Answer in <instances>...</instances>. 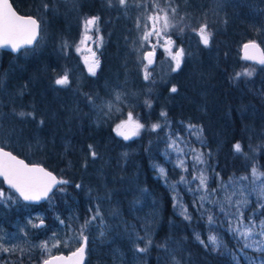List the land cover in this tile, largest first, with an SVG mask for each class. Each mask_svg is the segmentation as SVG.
Here are the masks:
<instances>
[{"label": "trees", "instance_id": "1", "mask_svg": "<svg viewBox=\"0 0 264 264\" xmlns=\"http://www.w3.org/2000/svg\"><path fill=\"white\" fill-rule=\"evenodd\" d=\"M11 1L21 13L40 12L43 27H47L55 36V45L53 51H49L54 55L52 63L46 59L47 50L36 47L37 42L34 47L25 49L36 50L28 58L29 60L15 63L10 70L11 65L4 67L8 71L5 75V88L9 91V95L3 98L0 114L2 110L8 114L14 107L17 111L32 110L35 116V119L28 117L21 120L14 115V122L11 115L2 119L3 125L10 130L9 134H12V131L16 134L11 135L12 144L6 147L28 161L42 163L57 172L58 168L65 166L58 150L59 147L62 148V139H70L74 150L88 151L89 145L93 147L99 145L98 139L103 138L101 131L105 136L109 135L107 129H96L92 124L93 111L83 100L85 94L103 90L105 85L113 83L116 78H125L123 67L118 63L121 55L118 50L121 47L118 46L121 44L120 34L125 30L124 23L120 16L110 11L104 0L102 4L100 1L91 4V0H25L23 5L19 0ZM225 6L227 16H221L215 21H229L225 33L222 34V37L226 35L230 42L225 50L226 58L219 54V61L213 62L204 53L200 55L205 58L204 61H195L193 57L187 58L179 70L170 75L160 95L152 98L149 122L161 120L169 123L187 139L197 143L190 145L185 156L184 160L188 168L186 173L175 167L178 163L177 157L171 160L168 151L163 150V144L156 143L151 136L149 126H145L143 138H135L131 144L112 141L107 143L104 150L106 158L109 159L103 165V169L104 179L109 186L102 187L103 176L101 178L89 173L88 169L82 170V167L77 165L76 162L87 163L86 159L76 161L74 157L78 153H70V160L74 163L73 170L77 171L79 168L82 171L75 172L76 176L70 178L71 186H67L64 192L61 201L64 216L65 212L70 211L77 213L81 218L86 216L87 208L93 206L91 198L95 191L107 197L110 205L113 204L114 210L119 213L118 223L119 226L122 225L123 230L127 228L130 220V204L128 205L127 201H130L131 196L135 194L133 191L138 183L149 187L156 196L157 231L149 248V264H163L162 254L164 252L166 255L165 250L173 239H180L193 254H196L199 264H264V251L244 249L245 254L238 251L242 247L241 243L235 239L226 223L224 226L222 220L219 221L222 225L223 244L228 250L223 249L222 255L199 245L192 239L191 233L189 238H185L191 227L203 222L205 216L200 214L203 209L199 208L198 203L194 204L199 193L188 191L187 185L183 184L177 185L175 190L172 188L181 175H185L188 179L192 176L194 161L190 150L193 148L204 154V168L209 176L210 188H217L221 182L227 183L229 178L236 180L240 176H250L253 164L264 172V69L255 68L250 77L241 76L235 79V72L231 68L233 63L237 66L244 64L253 68L259 64L243 60L240 50L234 48L236 29H239L238 20H235L234 15L229 11V9L233 10L231 5ZM101 8L106 9V16L103 15ZM90 15L102 16L100 21L106 37L105 44L99 52L97 72L94 76L85 77L80 84H76L73 79L69 86L55 85V73L65 68L69 69L75 61L71 59L72 52L68 54L66 44L70 46L76 44L82 32V20ZM229 52L230 61H228ZM57 56L63 60V65L57 64ZM135 81L136 83L133 81L127 85L135 84V91L138 93L147 91V85L142 79L136 78ZM173 87L177 89L174 93L171 92ZM21 91L23 95L19 94ZM161 112L167 113V116L162 117ZM40 120L44 123L40 124ZM189 125L202 129V132L197 133L200 141H196L197 135L189 134ZM68 128H70L69 133ZM25 140L31 141L30 144L24 143ZM237 142L242 145L243 154L234 152L233 145ZM50 149L53 153L49 151ZM31 150L36 152L32 154ZM31 155L35 157L32 159ZM154 165L163 166L166 176L158 173L156 177L157 168ZM77 184H80L79 188L75 187ZM174 197H177L188 209L190 220L183 219L179 215L178 211L181 210L179 207L174 208L173 205L176 203ZM192 198L195 200L193 201ZM42 204H26V207L30 210L42 206L44 208L46 205ZM17 207L18 204L15 205L16 209ZM20 208L24 210L25 206L21 204ZM122 209L126 213L125 220H122ZM246 212L252 213L250 216H254L258 221L264 219V208L259 207L255 199L249 202ZM246 215L248 218L249 214ZM12 216L15 218L18 215ZM169 219H172L173 223ZM51 225L52 221L47 218L45 229L49 230ZM121 231L116 232L111 228L110 235L115 233L114 236H120ZM112 242L110 239L107 246L110 247ZM154 249L158 252L155 253ZM229 252L232 254L230 255Z\"/></svg>", "mask_w": 264, "mask_h": 264}, {"label": "rangeland", "instance_id": "2", "mask_svg": "<svg viewBox=\"0 0 264 264\" xmlns=\"http://www.w3.org/2000/svg\"><path fill=\"white\" fill-rule=\"evenodd\" d=\"M97 1H100L101 4L103 2V0H91V4H95ZM19 2L21 5H23L26 1L19 0ZM104 2L108 6L107 0H104ZM155 2L156 0H131V3L126 9L110 7L111 12H115L116 16L121 17V21L124 23L125 27L124 33L120 34L121 44L118 46L121 47L118 49L119 54L121 53L118 63L119 66L121 65L123 67L125 78H116L113 83L105 85L103 90H98L93 94L88 93V95H91L95 99V104L97 107L89 104L86 96L83 100L86 104H89L93 111L92 124L96 129H107L109 131V135L105 136L103 131H101L103 138L98 139V142H100L97 147H92V150L97 153L95 158L91 156L90 149L88 151H82L80 149L74 150L72 149L70 139L61 140L62 148L59 147L58 150L60 151L61 158L64 159L63 161L65 162V166L64 168L62 167L61 171H66L65 174L61 175V177L63 180H67L69 183L63 184V186L61 185L62 187L59 186L58 188H63L64 190L58 191L57 188L55 193H53L50 198L42 204L46 205L44 208L35 210L31 208V212L28 213L24 218L20 220H14L13 230H6L0 226V238H2V246L10 249L8 252H4L2 249H0V260L2 261V264H16L15 262L24 264H40L45 257L52 253L74 249L84 240L85 237L89 242L88 260L86 264H93L91 260V251L93 249L92 242L95 237L102 238L106 244L110 239L113 241L109 249V251H113L112 260L109 264H148L147 260H149L150 246L147 247V255L145 252H137L135 250L137 244L139 247L143 248L146 245V240L137 241L135 234H138L140 237H145V229H148L147 235L150 236L151 241L153 242V237L157 231L158 201L156 200V196L151 192V189L138 183L133 191L135 194L131 196L130 201H127L128 205L130 204L129 225H127V228H123L120 236H114V234L111 236V228L106 221L105 209L107 207H113V204L110 205L107 197L101 196L100 193L93 191L91 198L93 206L87 208L86 216L81 218L77 213L72 211L65 212V216L63 215V203L61 201L63 200L64 192L68 188L67 186H71L70 178H74L76 176L75 172H81L82 170L88 169L89 173H94L101 178L103 176L102 187L109 186L107 180L104 179L105 170L103 169V165L106 164L108 162L107 159H109L106 158L104 148L106 147L107 143L111 141L113 143L120 144H124L125 142L126 145H128L131 144L132 140L135 138L142 139L144 132L146 131L145 126H149L151 128V125L153 124L159 123L161 125V127L157 130H151V136L156 141V143L163 144V150L168 151L171 156V160L178 156L176 149L169 147L171 140L176 139L177 136L182 138L181 140L177 141V146L184 149L186 155L190 149V145L197 144L195 141L187 139L185 136L179 133L178 129H174L169 123H164L161 120H152L149 122V119L151 118L150 113L152 111V107L148 108L144 101L146 99H150L152 103V98L154 96L156 97L157 95H160V91L168 82L170 75L177 71L172 70L175 67V62L171 60L168 52L165 51L166 45L164 42L168 36H170L171 39L175 41V46L183 47L185 50V56L181 66L187 58H190L195 54L201 55V53H204L208 59L211 58L213 62H218L219 54L226 58L225 50L230 45L226 35L224 38L222 37V34L225 33V30L227 29V25H229V21L215 20L219 17L221 18V16L226 17L227 7L225 5H231L233 10L231 11L229 9V11L234 15L235 20H238L239 25V29H236L234 48H238L240 50L241 45L245 41L249 40H256L264 47V0H167V2L171 3L172 7L177 9L176 16H170L172 23L176 24L177 28H170L167 36L157 38L153 35L149 38V41L145 42L141 40V37L144 31L150 30L152 28V21L148 20V16L154 14V10L151 5ZM159 2L161 7H164L166 0H159ZM136 3H140L142 6L137 8L135 6ZM240 8L243 10H240ZM102 10L103 15L105 14L106 16V9ZM39 13L40 12L37 11L32 15H35L40 19ZM94 16L99 17L97 25L92 26L91 30L87 32V34L90 35L92 39L86 40L82 43V39L86 32L85 21ZM101 17L102 16L100 15H90L83 18L81 23L82 32L76 44L72 46L66 44L68 54H71L72 52L71 59H74L75 61L69 67V69L65 68L61 72H56L54 80L58 75H62L65 71L68 72L69 77V84L67 86L72 83L73 79H75L76 84H80L83 82L85 77L93 76L91 73H89L88 67L95 59L99 60V52L102 49V46L105 44L106 38L102 29V23L100 21ZM138 19L141 24L139 29L137 28ZM204 23H207L208 30L212 33L208 46L203 45L199 36L194 31H192V29L198 30L199 27ZM144 25H147V29H145ZM97 26L99 28L98 33L96 31ZM180 26H186L183 33L178 31ZM41 27V39L38 41L36 47L46 49V59L52 63L54 60V55L49 51H53L52 48H54L55 45V36L49 32L47 27L44 28L43 24H41ZM235 27H237V25H235ZM98 36L103 38L102 41H97ZM97 43H99V47H97ZM154 46L157 54L153 58V63L148 65V71L151 75L148 80H145L144 66L147 65L148 62L144 59V54L147 50H153ZM175 46L172 47L173 52L176 50ZM58 47H60V45H58ZM77 49H79V51ZM35 51L36 50L24 49L18 54H12L9 51L0 49V110L2 109L4 96L9 95V91L5 88V75L8 71L4 67L11 65L9 67L10 70V68L14 67L15 63H24L25 61L29 60L28 58H30ZM93 53H95V57L93 56ZM230 60L231 54L229 52L228 61ZM63 63V60L57 56V64L61 66ZM258 67L264 69V65H256V67L253 68L244 64L237 66L236 63H233L231 66L235 74L243 72L246 68L249 70H254ZM97 69L98 67L96 68V72ZM136 78H138V80L142 79V81L146 83V92L138 93L135 91V84L127 85V83L133 81L136 83ZM117 93L121 95L120 101L115 100V95ZM108 101H111L113 104L112 110L110 112L108 111L107 107L103 106ZM13 110L14 107L8 114H5L4 110H2L0 114V144L5 147L12 144L10 137L15 133L11 130L12 134H9L10 130L6 128L5 125H3L2 119L7 117V115H11L12 121L14 122L15 113ZM15 112L19 111L15 110ZM28 112H32V110H29ZM129 113L132 114V122L120 130L130 135L135 122L143 124L144 128L139 129L137 135H130V138L125 140L122 135L117 134V126L128 121ZM17 117L20 118L19 116ZM69 132L70 128H68V133ZM196 141H200V139L198 140L196 138ZM30 142L31 141L29 140L24 141V143L27 145H29ZM34 144H36V142H34ZM40 151L43 152L42 149H40ZM49 151L53 153L51 149ZM75 152L78 153L74 157L76 161L80 159L87 160V163L84 164H79V162H76L78 166L82 167V170L79 168H77V171L73 170L74 163L72 160H70V153ZM186 155H183L180 158L185 159ZM204 166L205 164H200L197 165V168L205 170ZM159 167L164 168L163 166ZM158 173L160 172L157 168V173H155L156 177L158 176ZM197 174L198 173L193 170L192 176ZM205 174L208 177L209 187V176L206 170ZM192 176L189 180H191ZM198 183L199 181H193L191 187L195 188ZM236 187H242L245 189V193L248 195L249 202L255 199L258 205L259 203H264V200H260L258 197L259 182L253 184L250 178L247 181L240 182L236 185ZM0 188L5 191L6 195L12 196V200H3L0 201V203L16 205L21 202L20 198L13 190L3 185L1 179ZM211 189L212 188L209 187V190ZM104 191H106L105 188ZM192 199L193 201L195 200L194 198ZM204 204V209L210 210V213L214 216L216 223L214 225H209L207 219L209 212H204L203 210L200 212V214L204 212L203 215L205 216V219L203 222L191 227V231L186 233L187 235L185 238H189V233H191L192 239L198 242L199 245H202L195 239V234H199L205 243H207L208 236L210 234H215L223 242V232L221 230L222 225L219 220L224 221V226L226 223V226L229 227L228 223L226 222V217L219 211V207L216 204L207 202ZM20 205L21 204H18L19 207ZM97 207L100 209L101 216L103 217V223H101L100 219H97L87 229H85L81 235L79 230L80 225L84 223L85 219L89 218L95 213ZM137 208H140L141 212ZM89 209L92 211L90 212ZM226 211L234 212L235 209L226 208ZM242 211L244 213L245 222H247L249 217H253L250 216L252 213L246 212V207L242 208ZM122 212L124 213V209H122ZM178 213L181 215V210H179ZM246 214H249L248 218L246 217ZM181 217L184 219L183 215H181ZM47 218L52 221V225L49 230H46L45 227L43 229L33 227L34 224L37 225V222L40 219L47 220ZM61 220L64 222L63 224L60 223ZM169 221L173 223L172 219H169ZM256 221L257 223L259 222L258 220ZM36 230L37 232H35ZM39 230L41 232H45V236L38 237V233H41ZM102 231L104 232L103 236L100 234ZM124 234L126 235L125 239H123ZM257 239H259V237H257ZM45 243L47 244V248L41 247V245ZM170 244L165 250L166 255L164 252L162 254L163 264H177V262L178 264H199L196 254H193V252L188 247H186V245H184L180 239H173ZM206 249L213 251L211 246ZM248 249L259 252L255 246ZM154 252L157 253L158 250L154 249ZM200 252L202 254L204 253L203 251ZM213 252L222 255L223 249ZM243 253L245 254L244 251ZM15 255H18V257H14ZM94 261L96 264H107L106 260L101 262L100 259H94Z\"/></svg>", "mask_w": 264, "mask_h": 264}, {"label": "snow or ice", "instance_id": "3", "mask_svg": "<svg viewBox=\"0 0 264 264\" xmlns=\"http://www.w3.org/2000/svg\"><path fill=\"white\" fill-rule=\"evenodd\" d=\"M109 7H119L121 9H126L131 0H107ZM135 6L137 8L141 7L140 3H136ZM154 10V14L148 16V20L152 21V28L150 30L144 31L141 40L149 41L151 36H156L157 38H161L162 36H167L170 28H177V25L172 23L170 16L175 17L177 14V9L171 6L170 2L165 3L164 7H161L159 0H156L155 3L151 5ZM47 8V5H45ZM182 19V18H181ZM99 20L98 16L91 17L85 21L86 32L82 39V43L86 40H91L92 37L87 34L88 31L91 30V27L97 25ZM162 22V23H161ZM37 21L31 17H23L18 15L14 10L12 5L9 3V0H0V47L8 46L12 51H19L21 48L25 46H29L33 44V41L36 39V32L38 28ZM141 24L139 19L137 21V28L139 29ZM145 29H147V25H144ZM186 26H180L178 31L180 33L184 32V28ZM97 33L99 32V28H96ZM200 38V41L203 45L208 46L212 33L208 30L207 23L202 24L199 29H192ZM102 37H97V41H102ZM165 51L168 52L171 60L175 62V67L172 69L173 71L178 70L181 67V63L185 56V50L183 47L175 46V41L171 39L170 36L165 40ZM175 46L176 50L173 52L172 47ZM97 47H99V43H97ZM245 50L244 59L246 60H254L259 64L264 65V51H260L259 45L255 42H249L243 45ZM255 50L258 55H249L248 50ZM79 51V49H77ZM155 46L153 47V51L147 52L144 56V59L147 60V65L144 66V79L148 80L150 77V72L148 71V65L153 63ZM95 57V53H93ZM99 67V60L95 59L93 63H91L88 67L89 73L93 76L96 74V68ZM253 74L252 70L245 69L243 72H239L235 74V79H239L241 76L250 77ZM55 85L64 87L69 84L68 72L65 71L62 75H58L55 79ZM177 89L175 87L171 88V92H176ZM23 95V91L19 93ZM89 104H92L94 107H97L95 104V99L88 94H85ZM115 100L120 101L121 95L117 93L115 95ZM145 105L148 108L152 107V103L150 99H146L144 101ZM104 107L108 108L110 112L112 110L113 104L111 101L106 102ZM118 110V109H117ZM15 115L19 116L21 119H25L31 117L35 119L33 112H25L19 111L15 112ZM160 115L162 117H166L167 113L161 112ZM132 122V114H128V121L122 123L117 126V134L122 135L125 140L130 138V135H137L139 129L144 128L143 124L139 122H135L133 125V130H131L130 135L120 129L125 128L129 123ZM44 121L41 120L40 124H43ZM161 125L159 123L151 125V130L155 131L160 128ZM188 131L190 135H197V133L202 132V129H198L195 125H189ZM182 138L177 136L176 139L171 140L169 147L176 149L178 156V163L175 167L182 169L183 172H187L188 168L186 166V161L180 158L183 155H186L184 149L179 148L177 146V141ZM197 139L200 137L197 135ZM202 142V141H201ZM92 145H89V149L91 150L90 154L93 158L97 156V153L92 150ZM233 150L236 153L243 154L242 145L237 142L233 145ZM193 163V170L198 174L192 176L191 180H189L185 175H181L179 180L176 181L175 184L172 185L173 190L176 189V186L179 184L187 185V190L193 193H199V196L194 204L199 205L200 209H203L204 212H209L208 214V223L209 225H214L216 220L214 216L210 213V210L204 209V203H212L216 204L219 207V211L223 213L226 217V222L229 225V231L233 234V236L237 239L238 242L241 243L242 247L238 249L239 252H243L244 249L256 247L258 251H264V219H261L258 223L253 217H249L247 222H245L244 213L242 208L247 207L248 195L245 193L244 188H237L236 185L242 181H247L251 178L252 183L256 184L259 182V193L258 197L260 200H264V172H261L258 167L253 164L250 170V176L244 175L240 176L236 180L229 178L227 183L221 182L217 188H212L209 190L208 187V177L205 174V170L198 169L197 165L204 164V154L198 152L196 149H191ZM154 167L158 168L159 172L162 175L166 176L165 169L159 167L158 165H154ZM0 176H3L4 181L7 182L11 189H14L15 192L19 193V196L23 198L24 201H39L43 198H48L49 193L52 192L53 188L57 185H63L69 183L67 180H57L55 176L52 175L51 172L46 171L44 168L32 165L29 166L23 160L18 159L11 152L4 151L3 148H0ZM219 176V173H217ZM199 181L195 188H192V182ZM75 187L79 188L80 185L77 184ZM58 191H63V188H58ZM255 190V189H253ZM219 197V198H217ZM176 200V203L173 205L174 208L179 207L181 209V215L184 216L185 219L190 220L191 216L187 212V208L177 199V197L173 198ZM3 200H12L11 195H6L5 191L0 188V201ZM259 207L264 208V203H259ZM227 209H235L234 212L226 211ZM91 212L92 210L89 209ZM204 212L201 214L203 215ZM119 213H114V215H118ZM255 215V214H254ZM231 217V218H228ZM100 219L101 223H103V217L101 216V212L99 207L96 208L95 213L91 215L89 218L85 219L84 223L80 225V233L83 234L84 230L87 229L94 221ZM61 224L64 222L61 220ZM41 224L43 221L41 220ZM40 225H33V227H39ZM134 228V226H133ZM146 236L140 237L138 234L136 235L137 241H145V247L141 248L137 244L136 251L137 252H146L147 247L151 245L152 241L150 236L147 235L148 229H145ZM101 236L104 235L102 231ZM259 237V239H257ZM87 239L86 237L84 238ZM195 239L199 241L206 248L211 246L213 251H217L220 249H224L228 251L223 242L219 239V237L215 234H210L208 236V241L205 243L204 240L201 239L199 234H195ZM135 243V241H134ZM41 247L47 248V244H42ZM0 249L4 252L10 251L9 248L2 246V238H0ZM84 253V248L81 247L77 252L73 253L74 257H82ZM231 255L232 253L229 252ZM71 259V258H69ZM234 259H239V257H234ZM55 260H63V257H56ZM43 264H54V260H44ZM178 264V262H177Z\"/></svg>", "mask_w": 264, "mask_h": 264}, {"label": "water", "instance_id": "4", "mask_svg": "<svg viewBox=\"0 0 264 264\" xmlns=\"http://www.w3.org/2000/svg\"><path fill=\"white\" fill-rule=\"evenodd\" d=\"M9 3L12 5L13 10H14L18 15L23 16V17H26V18H27V17H31V18L35 19V20L37 21L38 26H39V27L37 28V32H36V39L33 41V44H32V45L25 46V47L21 48L19 51H15V52L12 51L11 48L8 47V46L0 47V49H3V50H6V51H9V52H11V53H13V54H17V53H19V52H20L22 49H24V48H29V47H33V46H35V44L37 43V41L39 40V38H40V36H41V22H40V20H39L35 15H32V14H23V13L19 12V11L17 10V8L15 7V5L12 3L11 0H9ZM249 42H255L256 44L259 45V49H260V51H264L263 46H262L258 41H256V40L245 41V42L241 45V50H240V52H241V58H242L243 60H245V61L253 62V63L259 64L257 61H254V60H246V59H244V56H245V50H244L243 45L246 44V43H249ZM149 51H153V50H147V51L145 52L144 56H145V55L147 54V52H149ZM156 53H157V52L154 51V56H153V58L156 56ZM248 54H249V55H258V53H256L255 50H253V49H249V50H248ZM259 65H261V64H259ZM0 148H3L4 151L11 152L14 156H16V157H17L18 159H20V160H23V161H24L26 164H28L29 166L36 165V166H39V167L44 168L46 171L51 172L52 175L55 176V177L57 178V180H61L60 177H59L55 172L49 170V169L46 168L43 164H39V163H29V162H27L23 157L19 156L18 154H16L15 152H13L11 149L2 146L1 144H0ZM0 178L3 180L5 187L10 188L9 185L7 184V182L4 181L3 176H0ZM58 186H59V185H57L56 187L53 188L52 192L49 193V197H50V195L55 191V189H56ZM10 189H11V188H10ZM12 190H14V189H12ZM14 191H15V190H14ZM16 194L19 196V193L16 192ZM19 197H20V196H19ZM49 197H48V198H49ZM20 198H21L22 201H24L22 197H20ZM48 198H43V199H41V200H39V201H24V202H26V203H31V204H39V203H42V202L46 201ZM41 220L43 221V224H41ZM41 220H39V222H38V225H40L38 228H42V227H44V226L46 225V220H44V219H41ZM87 246H88V241H87V240H84V241H83L78 247H76L74 250H72V251H70V252H67V253H66V252H57V253H55V254H52V255L48 256V257L45 258L44 260H46V259H48V260H54V264H84V263H85V260H86V249H87ZM81 247L84 248V253H83L82 257H74V256H73V253L77 252ZM56 257H63V260H55ZM69 258H71V259H69ZM44 260H43V261H44ZM41 264H43V262H42Z\"/></svg>", "mask_w": 264, "mask_h": 264}, {"label": "bare ground", "instance_id": "5", "mask_svg": "<svg viewBox=\"0 0 264 264\" xmlns=\"http://www.w3.org/2000/svg\"><path fill=\"white\" fill-rule=\"evenodd\" d=\"M262 45V44H261ZM263 46V45H262ZM264 48V47H263ZM193 58H194V60L196 61V60H201V61H204V57H202V56H200V55H198V54H195V55H193L192 56ZM57 150V149H56ZM13 151V150H12ZM32 151V150H31ZM14 152V151H13ZM36 151H32V154H34ZM16 153V152H15ZM17 154V153H16ZM20 156V155H19ZM36 156H40V155H36ZM22 157V156H21ZM31 157H32V159L35 157V155H31ZM24 158V157H23ZM25 159V158H24ZM27 162H29V163H37V162H33V161H28L27 159H25ZM39 164H42V163H39ZM45 166V165H44ZM46 167V166H45ZM46 168H48V167H46ZM49 169V168H48ZM49 170H51V169H49ZM62 170V167L61 168H58L57 169V172H55V171H53V170H51V171H53V172H55L59 177H60V179H62V177H61V175H63L64 174V172L63 171H61ZM60 186V185H59ZM58 186V187H59ZM57 187V188H58ZM56 188V189H57ZM105 213H106V221H107V223L109 224V226H110V228H114L115 229V231L117 232L118 230H122V225L121 226H119V224L120 223H118V218H119V216L118 215H114V213H116V210H114V207H107L106 209H105ZM125 212L122 214V220H125ZM119 221H120V219H119ZM118 227H119V229H118ZM122 232V231H121ZM115 234V233H114ZM41 234H38L37 236H40ZM126 238V235L124 234V237H123V239H125ZM92 246H93V249H92V251H91V260H92V263L93 264H96V262L94 261V259H100L101 260V262L103 261V260H106V262H107V264H109L110 263V261L112 260V250H110L109 251V249H110V247H108L107 246V244L103 241V239L102 238H99V237H95L94 239H93V242H92ZM102 252L104 253V254H102ZM147 253L148 252H145V254L147 255ZM149 258H150V253H149ZM149 262H150V259L149 260H147V263L149 264Z\"/></svg>", "mask_w": 264, "mask_h": 264}, {"label": "flooded vegetation", "instance_id": "6", "mask_svg": "<svg viewBox=\"0 0 264 264\" xmlns=\"http://www.w3.org/2000/svg\"><path fill=\"white\" fill-rule=\"evenodd\" d=\"M157 52V51H156ZM157 54V53H156ZM1 179V178H0ZM2 180V179H1ZM2 182H3V180H2ZM3 185H4V182H3ZM5 186V185H4ZM10 189V188H9ZM12 190V189H11ZM14 191V190H13ZM15 192V191H14ZM19 197V196H18ZM20 198V197H19ZM21 200V199H20ZM22 202V203H21ZM21 202H19L18 204H22L23 206H25V209L24 210H21L20 209V207H17V209L15 208V205H10V204H8V203H0V226L2 227V228H4V229H6V230H13V228H14V220H20V219H22V218H24L28 213H30L31 212V210L28 208V207H26L27 205L26 204H30V203H26V202H24V201H22L21 200ZM41 208H43V206L42 207H37V208H33L34 210L35 209H41ZM29 209V210H28ZM21 213H22V216H21ZM13 214H17L18 216L17 217H15L14 218V216H12ZM14 218V219H13ZM41 220V219H40ZM45 220V219H44ZM39 222V221H38ZM38 222H37V225H38ZM46 224H47V220H46ZM45 227V226H44ZM38 228V227H37ZM39 229H43V227L42 228H39ZM40 231V230H39ZM35 232H37V230L35 231ZM41 232V231H40ZM38 234H41L40 236H38V237H43V236H45L44 234H45V232H41V233H38ZM85 240V239H84ZM83 240V241H84ZM87 240V239H86ZM81 244V243H80ZM79 244V245H80ZM78 245V246H79ZM77 246V247H78ZM76 248V247H75ZM74 248V249H75ZM88 248H89V242H88V246H87V250H86V256H88ZM74 249H71V250H68V251H58V252H70V251H72V250H74ZM55 253H57V252H55ZM55 253H52V254H55ZM52 254H50V255H52ZM49 255V256H50ZM48 257V256H47ZM47 257H45V258H47ZM44 258V259H45ZM43 259V260H44ZM43 262V261H42ZM41 262V263H42ZM40 263V264H41ZM0 264H2V261L0 260Z\"/></svg>", "mask_w": 264, "mask_h": 264}]
</instances>
